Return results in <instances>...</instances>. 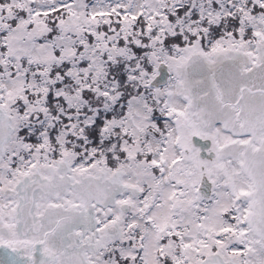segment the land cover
<instances>
[{
  "label": "snow or ice",
  "instance_id": "6c2138e0",
  "mask_svg": "<svg viewBox=\"0 0 264 264\" xmlns=\"http://www.w3.org/2000/svg\"><path fill=\"white\" fill-rule=\"evenodd\" d=\"M0 264H264V0H0Z\"/></svg>",
  "mask_w": 264,
  "mask_h": 264
},
{
  "label": "flooded vegetation",
  "instance_id": "af4514ba",
  "mask_svg": "<svg viewBox=\"0 0 264 264\" xmlns=\"http://www.w3.org/2000/svg\"><path fill=\"white\" fill-rule=\"evenodd\" d=\"M195 141H199V139L197 138V139H195L194 138V143H195ZM202 143H203V141H201ZM196 144V143H195ZM198 147H201L202 149H206L207 147H209L210 146V142H208V145L207 146H204V147H202V146H200L199 144H196ZM202 154H205L206 155V152H202Z\"/></svg>",
  "mask_w": 264,
  "mask_h": 264
},
{
  "label": "water",
  "instance_id": "95a60500",
  "mask_svg": "<svg viewBox=\"0 0 264 264\" xmlns=\"http://www.w3.org/2000/svg\"><path fill=\"white\" fill-rule=\"evenodd\" d=\"M197 139V138H195ZM196 144H199L200 146L204 147V146H207L208 145V142H204L203 143L199 140V141H195Z\"/></svg>",
  "mask_w": 264,
  "mask_h": 264
}]
</instances>
